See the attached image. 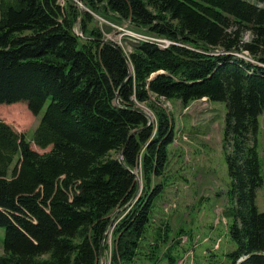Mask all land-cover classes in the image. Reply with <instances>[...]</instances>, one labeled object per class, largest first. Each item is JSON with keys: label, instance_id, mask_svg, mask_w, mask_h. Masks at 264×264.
Masks as SVG:
<instances>
[{"label": "trees", "instance_id": "obj_1", "mask_svg": "<svg viewBox=\"0 0 264 264\" xmlns=\"http://www.w3.org/2000/svg\"><path fill=\"white\" fill-rule=\"evenodd\" d=\"M80 1L85 8L75 0H0V107L24 103L41 117L31 140L0 119V264H99L119 217L110 264L159 262L168 227L152 228V209L166 188L156 181L165 177L175 126L153 97L184 107L225 103L233 246L226 256L230 264H264L256 204L264 0ZM93 13L172 44L139 43L127 56L102 41ZM140 167L137 198L132 171ZM171 248L163 257L177 264Z\"/></svg>", "mask_w": 264, "mask_h": 264}, {"label": "rangeland", "instance_id": "obj_2", "mask_svg": "<svg viewBox=\"0 0 264 264\" xmlns=\"http://www.w3.org/2000/svg\"><path fill=\"white\" fill-rule=\"evenodd\" d=\"M75 1L80 7H84L80 0ZM250 2L254 3L256 0ZM259 3L263 5L264 1ZM60 4L65 6L66 0H61ZM93 15L104 33V39L120 46L127 56L139 43L150 42L167 48L168 45L161 39L170 42L161 37L155 41L144 38L141 34H150L134 29L129 23L112 24L106 18L95 13ZM75 31L82 35L79 26H76ZM244 55L247 60H252L248 52H244ZM152 103L165 110L172 117L175 126L165 177L156 181L158 184L165 183L166 188L155 198L152 209V228L165 231V227H168L169 237L168 243H161L162 257L157 264H167L163 256L174 245L177 264H230L226 253L233 246L227 237L229 220L225 217V210L228 207V192L232 180L228 166L229 152L223 142L225 103L202 99L184 107L179 101L158 100L154 97ZM140 107L155 120L153 108L145 104ZM40 118L31 114L24 103L0 107V119L10 124L19 134H24L28 140H31ZM259 124L256 148L263 184L257 191L256 204L259 211L264 212V114L259 117ZM31 144L40 153L48 151L39 149L32 141ZM136 174L137 182H142L141 172L136 169ZM115 219L113 224L117 227L121 217L116 223ZM114 227L109 230L99 264H110L115 243ZM180 231L181 234L178 235ZM139 264L150 263L139 261Z\"/></svg>", "mask_w": 264, "mask_h": 264}, {"label": "water", "instance_id": "obj_3", "mask_svg": "<svg viewBox=\"0 0 264 264\" xmlns=\"http://www.w3.org/2000/svg\"><path fill=\"white\" fill-rule=\"evenodd\" d=\"M102 41H103V42H108V41H106V40H102ZM147 117H148V119H149V124H150V123H151V119H150V116H149L148 114H147ZM120 160H123V157H122V156L120 157ZM133 173H134V172H133ZM134 174H135V173H134ZM137 185H138V189H137V192H136L135 197H137V196L139 195L140 190H141V183L138 182ZM112 223H114V220H112ZM107 236H108V234L105 233V236H104V238H103V241H102V244H101V247H100V253H102V251H103V249H104V246H105V243H106Z\"/></svg>", "mask_w": 264, "mask_h": 264}, {"label": "clouds", "instance_id": "obj_4", "mask_svg": "<svg viewBox=\"0 0 264 264\" xmlns=\"http://www.w3.org/2000/svg\"><path fill=\"white\" fill-rule=\"evenodd\" d=\"M163 100H166V99H163ZM167 101V100H166ZM143 109V108H142ZM143 111H145L144 109H143ZM145 113H146V115L148 114L149 116H150V119H151V123L150 124H155L156 123V119L154 120L152 117H151V114H149L148 112H146L145 111ZM155 118V117H154ZM137 170H139L140 172H141V167L140 168H138ZM132 172H134L133 174L135 175V178H136V182H137V174H136V169L134 170V171H132ZM141 175H142V172H141ZM141 180V179H140ZM143 181V180H142ZM138 182H140L141 183V190L140 191H142V188H143V182H141V181H138ZM137 182V183H138ZM140 194V193H139ZM138 197H139V195H138ZM137 197V198H138Z\"/></svg>", "mask_w": 264, "mask_h": 264}, {"label": "built area", "instance_id": "obj_5", "mask_svg": "<svg viewBox=\"0 0 264 264\" xmlns=\"http://www.w3.org/2000/svg\"><path fill=\"white\" fill-rule=\"evenodd\" d=\"M141 36H143L144 38L153 40V41H155L156 39H159V37H154V36H150V35H143V34H141ZM161 40H162L163 43H165L166 45H168V47L171 46V44H172L171 41L169 42V41H165L163 39H161Z\"/></svg>", "mask_w": 264, "mask_h": 264}, {"label": "bare ground", "instance_id": "obj_6", "mask_svg": "<svg viewBox=\"0 0 264 264\" xmlns=\"http://www.w3.org/2000/svg\"><path fill=\"white\" fill-rule=\"evenodd\" d=\"M132 69V68H131ZM113 226H115V224H113L112 222H111V224H110V226H109V229H108V231H107V234L109 233V230L111 229V227H113Z\"/></svg>", "mask_w": 264, "mask_h": 264}]
</instances>
